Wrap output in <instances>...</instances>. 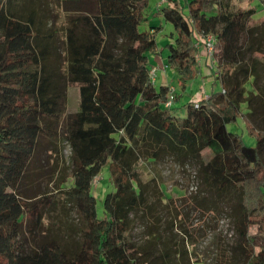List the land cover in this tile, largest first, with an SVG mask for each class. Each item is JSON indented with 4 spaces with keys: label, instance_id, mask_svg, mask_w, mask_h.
Masks as SVG:
<instances>
[{
    "label": "trees",
    "instance_id": "1",
    "mask_svg": "<svg viewBox=\"0 0 264 264\" xmlns=\"http://www.w3.org/2000/svg\"><path fill=\"white\" fill-rule=\"evenodd\" d=\"M23 2L0 0V264H174V234L157 231L147 244L133 236L141 212L161 221L149 199L161 195L156 179L149 189L138 165L164 157L196 165L203 199L231 200L242 264H264V27L253 20L256 8L219 0L208 13L206 0H163L151 12L173 26L163 66L181 90L199 75L204 35L215 39L206 63L218 88L175 115L179 107L164 105L168 86L151 79L148 54L158 52L162 26L140 28L149 0H53L58 23ZM238 120L253 145L227 128ZM105 166L111 189L99 216L92 185ZM45 172L53 191L21 189ZM177 219H168L171 230Z\"/></svg>",
    "mask_w": 264,
    "mask_h": 264
},
{
    "label": "rangeland",
    "instance_id": "2",
    "mask_svg": "<svg viewBox=\"0 0 264 264\" xmlns=\"http://www.w3.org/2000/svg\"><path fill=\"white\" fill-rule=\"evenodd\" d=\"M30 1L34 2L38 9L49 12L50 16H55L57 23L62 20V14L57 13L53 0H24L23 4L28 5ZM218 1L206 0L205 10L208 13L215 12V6ZM227 1L232 7H255L256 14L253 20L258 21L264 27V0ZM160 3V0H149V7L145 12L149 17L140 26V28H145L148 24H161L162 26L156 36L161 54L159 52L148 54V63L151 68L155 69L154 85L156 87L160 85L158 74L166 56L164 43L170 41L173 30L171 23L165 22L161 17L151 14ZM0 38H2V35H0ZM199 56L201 57L200 62H202L204 67V74L202 77L197 75L191 80L186 86V91L181 90L176 84L175 70L170 68L168 71V76L172 77L171 84L177 92L176 100L172 104L179 107L178 110L174 111L175 115H183L185 113V108L181 107L182 104L196 101L199 97L209 95L212 86L218 88V85L212 84L211 77L213 75L212 71H215V66L206 63L207 60L209 62V59L206 49L202 45L199 46ZM207 68L209 73L206 71ZM67 95L68 110H75L78 106L77 86H69ZM242 110H246L244 104H242ZM258 125H260L259 122L256 123V127ZM227 128L241 133L246 144L253 145L255 143V137L246 132L241 121L238 120L234 124L228 123ZM63 155L65 158L69 155L67 145L63 148ZM40 163L45 169L47 168L46 152L41 153ZM195 169L196 165L192 161L182 164L170 157H164L158 162L139 163L138 172L142 181L148 183L147 187L150 189L153 185L150 177L154 176L161 192L159 200H155L157 193H149V199L153 200L155 205V214H161V221L155 226L151 224L155 220V215H149L144 211L141 212V216L134 220V239L139 244H147L151 235L157 231L161 233L163 238H169L171 234H174L173 238L176 240L172 244L174 264H242L243 255L238 248V238L230 216L231 200L229 198L211 199L208 196L203 199L201 194H197L200 184L195 176ZM54 179L55 177L51 173H37L33 182L29 183L23 180L20 187L29 194L51 192L53 191ZM109 189H111L109 170L105 166L102 172L94 177L92 185V192L96 198V211L99 216L103 212V193ZM194 195L197 196V199L192 198ZM175 212L179 215V219L174 221V228L171 230L168 219ZM71 219L70 217V221ZM65 226L61 228L62 232L65 231Z\"/></svg>",
    "mask_w": 264,
    "mask_h": 264
},
{
    "label": "built area",
    "instance_id": "3",
    "mask_svg": "<svg viewBox=\"0 0 264 264\" xmlns=\"http://www.w3.org/2000/svg\"><path fill=\"white\" fill-rule=\"evenodd\" d=\"M163 0H160V2H162ZM202 45L203 47L206 49V54L208 55V59L209 61H212L213 58V54L216 51V45H215V39L214 36L212 34H206L203 37V41H202ZM196 58L199 59V55L198 53L196 54ZM151 73V79L152 81H154L155 78V69L152 67L150 70ZM167 92H166V97H165V101H164V105L165 106H170L172 105V103L174 102V91H175V87L173 85H167ZM207 96V95H206ZM195 106H197V101H195L194 103Z\"/></svg>",
    "mask_w": 264,
    "mask_h": 264
},
{
    "label": "crops",
    "instance_id": "4",
    "mask_svg": "<svg viewBox=\"0 0 264 264\" xmlns=\"http://www.w3.org/2000/svg\"><path fill=\"white\" fill-rule=\"evenodd\" d=\"M158 52H159V54H161V49H159L158 50ZM201 53V52H200ZM202 54V53H201ZM198 55H199V53H198ZM203 55V54H202ZM201 55V57H203ZM200 56H199V59H197L198 60V63H199V67H200V71H199V76H201L202 77V75L204 74V67H203V65H202V62H200V58H201ZM164 62H165V60L162 62V67L160 68V72H159V74H158V77L160 78V84H165V85H172L171 84V78L172 77H170V76H168L169 74H168V71L170 70V67H167V68H164L163 67V65H164ZM206 71L209 73V69L207 68L206 69ZM169 77V78H168ZM176 77V76H175ZM184 91H186V88H185V90Z\"/></svg>",
    "mask_w": 264,
    "mask_h": 264
}]
</instances>
